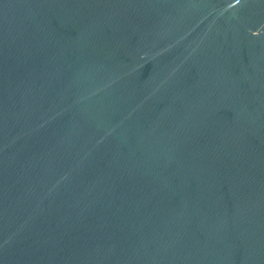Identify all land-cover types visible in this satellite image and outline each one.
I'll return each instance as SVG.
<instances>
[{"label": "water", "instance_id": "1", "mask_svg": "<svg viewBox=\"0 0 264 264\" xmlns=\"http://www.w3.org/2000/svg\"><path fill=\"white\" fill-rule=\"evenodd\" d=\"M0 264H264V0H0Z\"/></svg>", "mask_w": 264, "mask_h": 264}]
</instances>
